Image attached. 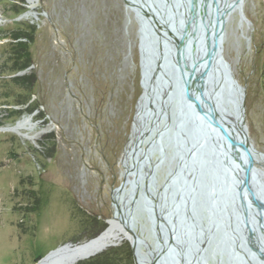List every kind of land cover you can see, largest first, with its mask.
I'll return each mask as SVG.
<instances>
[{"label": "rangeland", "instance_id": "rangeland-1", "mask_svg": "<svg viewBox=\"0 0 264 264\" xmlns=\"http://www.w3.org/2000/svg\"><path fill=\"white\" fill-rule=\"evenodd\" d=\"M137 28L123 0H0V264H40L107 228L143 91ZM20 29L32 38L29 89L10 79L17 49L8 38ZM221 53L245 87L248 134L264 152V0H242L226 15ZM246 159L259 192L264 161ZM166 168L156 171L158 183ZM75 264L134 261L123 239Z\"/></svg>", "mask_w": 264, "mask_h": 264}, {"label": "water", "instance_id": "water-1", "mask_svg": "<svg viewBox=\"0 0 264 264\" xmlns=\"http://www.w3.org/2000/svg\"><path fill=\"white\" fill-rule=\"evenodd\" d=\"M123 2L138 25L143 91L130 134V139L135 134L131 165L126 167L124 154L121 159L126 175L133 168L135 181L125 190L123 175L112 189L114 211L105 222L118 212L131 235L134 264H139L138 242L151 256L149 264H264V189L255 190L260 181L252 169L249 174L242 148L256 151L263 161L264 152L254 147L248 134L245 87L221 53L222 25L229 12L241 9L242 0ZM24 14L36 15L29 10ZM135 124L147 127L136 134ZM138 153L142 157L137 160ZM145 158L153 162L154 171L141 180ZM164 165L162 185L154 194L157 214L148 193L152 196L158 187L156 171ZM128 210L131 218L140 216L148 224L144 232L126 225L123 215ZM158 219L169 222L171 231L156 223ZM71 245L50 251L40 264L55 256L68 264L66 248Z\"/></svg>", "mask_w": 264, "mask_h": 264}, {"label": "bare ground", "instance_id": "bare-ground-1", "mask_svg": "<svg viewBox=\"0 0 264 264\" xmlns=\"http://www.w3.org/2000/svg\"><path fill=\"white\" fill-rule=\"evenodd\" d=\"M137 117H139V116L137 115ZM146 127H142L138 124H135L134 128H135V130H137L136 134H138L143 128H146ZM134 135L130 139L128 146L125 149L124 163L126 164V167H129L131 165V156H132L131 150L133 148L131 140L133 141ZM146 141H147L146 139L143 140L142 144L140 145V148H141L140 152L142 151V149L145 148L144 144ZM242 150L245 153V157L249 156L256 161L263 163V157L259 153H257L256 151L250 150V149L247 150V149H243V148H242ZM138 156H139V153L137 154V160L139 159ZM158 160H159V157H158ZM146 162H147V158H145L144 161L140 164V165H142V168H144L148 164ZM123 175H125V180L127 182V184L125 185V190H127L129 183L131 181H135V173L133 171V168L129 169L127 175H126V173H123ZM142 175H143V173H142ZM143 178H144V175L141 176V180H143ZM114 195H115V192H114ZM130 195H131V193L128 196H130ZM165 206H166V204H165ZM126 207H128V205ZM126 207H124L123 209L125 210ZM149 208L150 207H148V209ZM131 217H132V214L130 213L129 210L126 213H124V215H123V219L125 220L126 225L130 226L135 232H138L135 230V228L137 225L136 223L140 220L139 219H133ZM143 227H144V225H143ZM143 227H140L139 231L144 232V229L142 230ZM141 237L143 238L144 234L141 235ZM123 239H127L129 241V240H131V235L128 232V230L126 229V227L119 220V214L116 211L115 217L109 219V224H108L107 228L95 240H92L87 244L76 245V246L69 247L66 249L67 254H68V262L70 264H75L81 260L95 256L98 253L105 250L106 248L110 247L111 245H114V243H117ZM136 256L139 260V264H149L150 263L149 254L147 255L145 253V250L142 248V245L139 242L137 243V247H136Z\"/></svg>", "mask_w": 264, "mask_h": 264}, {"label": "trees", "instance_id": "trees-1", "mask_svg": "<svg viewBox=\"0 0 264 264\" xmlns=\"http://www.w3.org/2000/svg\"><path fill=\"white\" fill-rule=\"evenodd\" d=\"M12 38H8L9 44L15 50L14 53L16 55H12L15 68H13V72L10 74V79L13 83L17 86L22 87L24 89H29L34 87L36 83V76L33 74L32 71L29 73H25L22 75H16V73L21 72L27 69L30 65L29 61V54H28V44L32 41V38L29 37L27 32L22 31L21 29L12 33Z\"/></svg>", "mask_w": 264, "mask_h": 264}, {"label": "flooded vegetation", "instance_id": "flooded-vegetation-1", "mask_svg": "<svg viewBox=\"0 0 264 264\" xmlns=\"http://www.w3.org/2000/svg\"><path fill=\"white\" fill-rule=\"evenodd\" d=\"M141 157H142V155H141V153L139 154V156H138V158L139 159H141ZM153 171H154V169H153V162H151L150 164H147L144 168H142L141 170H140V173L142 174L143 173V175H144V178H143V180H145V179H148V177L153 173ZM142 175V176H143ZM164 176H165V174H164ZM164 178V177H163ZM143 182V181H142ZM143 184V183H142ZM161 185H162V181L160 182V183H158V187L157 188H155V189H153V194H152V196H150L149 195V193H148V197H149V200H150V203H151V205H152V208H153V211L155 212L156 211V213L158 214V202L156 201V199L154 198V194L160 189V187H161ZM164 210L165 211H169L170 210V208H169V206H168V204H166V206L164 207ZM156 221V223H162L165 227H166V230L168 229V231H171V227H170V225H169V222L167 223L166 221H161L160 219H158V220H155ZM137 225H136V227L138 228V226H139V224H140V226L141 227H143V225H144V223L140 220V221H138L137 223H136ZM139 226V227H140ZM142 230H143V228H142ZM148 255V254H147Z\"/></svg>", "mask_w": 264, "mask_h": 264}]
</instances>
